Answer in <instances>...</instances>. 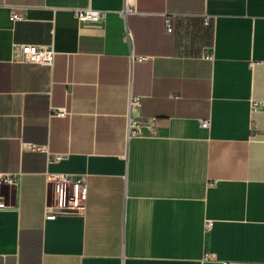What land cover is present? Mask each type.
<instances>
[{"label": "crops", "instance_id": "obj_1", "mask_svg": "<svg viewBox=\"0 0 264 264\" xmlns=\"http://www.w3.org/2000/svg\"><path fill=\"white\" fill-rule=\"evenodd\" d=\"M86 8L103 19L80 26ZM12 44L56 55L16 62ZM57 173L86 176L83 216L46 218ZM8 174L0 264H264V0H0Z\"/></svg>", "mask_w": 264, "mask_h": 264}, {"label": "built area", "instance_id": "obj_2", "mask_svg": "<svg viewBox=\"0 0 264 264\" xmlns=\"http://www.w3.org/2000/svg\"><path fill=\"white\" fill-rule=\"evenodd\" d=\"M21 7L13 6L10 8V20L12 22L22 20ZM131 13L129 8H124L120 15L125 18L127 14ZM75 20L80 26L94 25L100 22L104 13L99 10L91 8L73 10ZM171 18L172 16L164 17L163 28L166 33H171ZM56 52L50 46L39 45H17L12 44L11 58L16 62H23L29 64H38L43 66H51ZM212 57H208L211 59ZM130 108L138 109L140 107V99L137 97H130ZM258 107L257 102H251L250 114L256 112ZM51 115L59 118H64L67 115L64 109H53ZM149 121L134 122L128 116L127 121V138L140 136L142 133L140 127H147ZM202 128H208L207 122H201ZM30 150L44 153L48 158L49 163H59L67 159L66 154H52L48 151L47 146H38L34 144H27ZM47 184L50 186L53 193V203L46 208V218L54 219L57 216H83L86 209V176L84 175H70V174H47ZM16 185V177L12 174L0 175V207H4L2 186ZM212 229L211 222H205L204 231L209 232ZM210 254H204L203 259L209 260Z\"/></svg>", "mask_w": 264, "mask_h": 264}]
</instances>
